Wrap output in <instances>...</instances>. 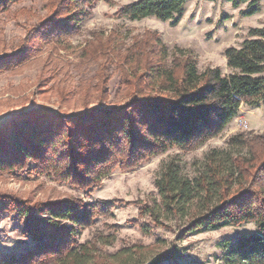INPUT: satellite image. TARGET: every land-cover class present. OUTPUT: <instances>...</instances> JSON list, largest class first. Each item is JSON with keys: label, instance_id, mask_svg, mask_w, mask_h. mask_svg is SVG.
Segmentation results:
<instances>
[{"label": "trees", "instance_id": "obj_1", "mask_svg": "<svg viewBox=\"0 0 264 264\" xmlns=\"http://www.w3.org/2000/svg\"><path fill=\"white\" fill-rule=\"evenodd\" d=\"M19 0H0V12ZM189 0H137L117 11L132 21L154 18L174 26ZM233 5L257 0H231ZM51 13L27 31L41 33L55 44L77 33L94 0H50ZM257 12L254 7L249 14ZM224 52L228 75L218 67L198 71L183 50L171 58L155 32H145L123 51L96 48L90 57L102 61L97 106L82 114H60L36 108L13 114L0 125V173L51 177L89 195L118 170H136L169 150L190 153L218 137L237 117L242 105L264 104V28ZM118 60L127 98L107 107L110 79L107 64ZM229 150L211 149L185 172L174 157L160 166L154 181L164 211L184 226L180 239L194 233L251 223L256 233L223 246L221 264H264V134L237 133ZM235 149V151H234ZM116 201L85 203L69 197L31 202L0 193V223L20 225L25 247L19 255L0 257V264H107L102 235L80 242L85 230L111 216ZM138 217L164 225L152 205L133 203ZM130 222H134L131 220ZM148 232L146 226L141 228ZM27 243V244H26ZM128 248H126L127 251ZM114 264H128L131 255ZM130 256V257H129ZM171 253L152 264L173 260ZM103 261V262H102Z\"/></svg>", "mask_w": 264, "mask_h": 264}, {"label": "rangeland", "instance_id": "obj_2", "mask_svg": "<svg viewBox=\"0 0 264 264\" xmlns=\"http://www.w3.org/2000/svg\"><path fill=\"white\" fill-rule=\"evenodd\" d=\"M136 1L94 0L85 7L89 14L79 24L77 33L62 37L59 44L41 33L27 35L31 27L51 13L50 0H19L0 12V125L13 114L36 108L68 115L96 107L102 62L90 57L96 48L109 46L114 51H123L145 32H155L170 58L177 50H183L195 60L198 71L218 67L223 75H228L225 50L239 48L250 39L251 29L264 28V0H257L255 6L248 2L234 6L231 0H189L174 26L154 18L132 21L116 14L121 7ZM254 7L257 12L249 14ZM119 65L116 59L107 64L110 79L103 100L107 107L119 106L127 98ZM237 133L264 134L263 101L254 107L242 105L222 134L197 150L182 153L173 149L134 171L116 170L87 196L51 177L6 173H0V193L31 202L69 197L82 198L85 203L116 201L111 216L100 218L80 238V242H85L100 234L111 242L100 245L107 264L117 260L112 257L115 253L119 258L131 255L128 264H152L169 253L173 260L162 264H221L223 246L255 234V226L251 223L227 226L180 239L184 219L175 221L164 211L154 181L163 162L176 157L182 169L190 173L193 163H200L209 150H229V140ZM134 202L154 206L159 220L168 228L155 226L149 217H138ZM22 243L19 223L4 218L0 223V257L19 255L29 247Z\"/></svg>", "mask_w": 264, "mask_h": 264}]
</instances>
